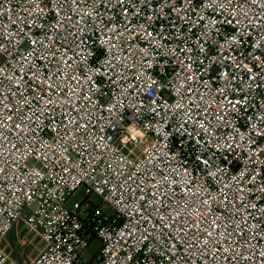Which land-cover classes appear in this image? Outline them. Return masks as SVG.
<instances>
[{
  "label": "built area",
  "instance_id": "1",
  "mask_svg": "<svg viewBox=\"0 0 264 264\" xmlns=\"http://www.w3.org/2000/svg\"><path fill=\"white\" fill-rule=\"evenodd\" d=\"M19 221L25 264H264V0H0V264Z\"/></svg>",
  "mask_w": 264,
  "mask_h": 264
},
{
  "label": "rangeland",
  "instance_id": "2",
  "mask_svg": "<svg viewBox=\"0 0 264 264\" xmlns=\"http://www.w3.org/2000/svg\"><path fill=\"white\" fill-rule=\"evenodd\" d=\"M95 201L96 198H95ZM105 209L106 206H104ZM6 252L14 260L29 262L42 249V243L32 232H29L22 221H19L4 241ZM95 243H92L93 246Z\"/></svg>",
  "mask_w": 264,
  "mask_h": 264
},
{
  "label": "crops",
  "instance_id": "3",
  "mask_svg": "<svg viewBox=\"0 0 264 264\" xmlns=\"http://www.w3.org/2000/svg\"><path fill=\"white\" fill-rule=\"evenodd\" d=\"M14 227H15V226H14ZM14 227H13V229H14ZM13 229H12V230H13ZM12 230H11V231H12ZM11 231H10V232H11ZM10 232H9V233H10ZM20 263H21V264H25L26 262H24V261H20Z\"/></svg>",
  "mask_w": 264,
  "mask_h": 264
}]
</instances>
